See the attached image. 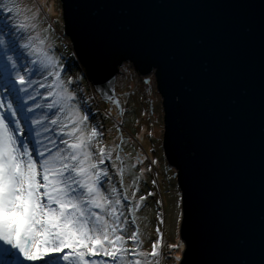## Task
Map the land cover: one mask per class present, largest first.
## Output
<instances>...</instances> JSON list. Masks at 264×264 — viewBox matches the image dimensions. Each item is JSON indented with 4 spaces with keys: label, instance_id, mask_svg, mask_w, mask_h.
Returning <instances> with one entry per match:
<instances>
[{
    "label": "water",
    "instance_id": "water-1",
    "mask_svg": "<svg viewBox=\"0 0 264 264\" xmlns=\"http://www.w3.org/2000/svg\"><path fill=\"white\" fill-rule=\"evenodd\" d=\"M58 1L100 99L123 63L155 79L181 264H264V0Z\"/></svg>",
    "mask_w": 264,
    "mask_h": 264
},
{
    "label": "snow or ice",
    "instance_id": "snow-or-ice-1",
    "mask_svg": "<svg viewBox=\"0 0 264 264\" xmlns=\"http://www.w3.org/2000/svg\"><path fill=\"white\" fill-rule=\"evenodd\" d=\"M5 11L13 19L23 16L15 28L27 34L17 39L25 40L22 47L35 57L30 63L52 69L48 72L51 83L39 87L49 89L47 108L56 109V118L35 114L44 105H29L41 95L33 87V71L21 74L27 66L17 68L6 50L4 58L16 69L11 76L20 87L9 82L4 87L7 95L0 93V264H159L161 228H156L158 238L148 252L137 224V213L156 194L138 195L144 173L151 172V167L133 172L143 160L137 156L133 163L126 162L132 157L122 155L127 141L121 138L109 147L103 143L101 126L89 125L90 112L87 101L77 94V81L62 78L66 69L50 54L47 37L36 31L40 10L21 8L17 0H0V13ZM6 21L0 15V22ZM10 43L15 52V41ZM5 47L0 35V48ZM73 84L77 87L70 90ZM109 99L122 118L119 100ZM117 127L122 130V121ZM157 219L164 223L159 213ZM184 247L182 240L169 245L172 251ZM181 262L182 255L177 256L176 264Z\"/></svg>",
    "mask_w": 264,
    "mask_h": 264
},
{
    "label": "rangeland",
    "instance_id": "rangeland-1",
    "mask_svg": "<svg viewBox=\"0 0 264 264\" xmlns=\"http://www.w3.org/2000/svg\"><path fill=\"white\" fill-rule=\"evenodd\" d=\"M21 8H31L33 12L40 10V18L37 21V32L41 37H47V44H50V54L60 59L61 64L66 71L61 73L62 78L66 81L71 78L76 80L80 91L78 96L87 101L89 109V125L95 124L101 126L104 133L103 143L111 147L113 144H119L121 138L127 141L122 145V155L127 156L132 154L126 162L133 163L138 156L143 160L142 165H138L137 172L141 167H151V172H145L141 180L140 193L145 194L148 191H153L156 194L148 197L147 207L143 208L137 213V224L143 233V249L151 251L152 242L158 237L156 228L160 227L163 234V246L161 247V256L159 257V264H176V257L180 256L181 251H172L169 248L170 244L177 243L179 239L178 228L180 223V193L176 184V172L165 161L162 151V108L161 98L156 92L155 79L153 75L141 77L138 75L129 63H123L119 68V72L115 76L113 84V96L119 100L121 108L124 110V115L121 118L115 105L111 100H102L98 97L93 87L88 83L84 77V73L80 68L71 43L67 37L63 35V21L61 8L58 0H17ZM7 12L0 13L7 17L6 22H0V35L4 36L5 48H0V93L7 95L4 92L6 84L11 82V86L19 88V85L14 83V77L11 73L16 69H11L4 58V52L7 50L9 55L17 62V68L21 64H25L27 68L22 70L21 74L27 69L33 71L30 77L33 80V87L36 92L41 95H36L35 101H29V105L37 103L44 105L42 109L36 110V115L43 112L45 115L56 118L53 113L56 109L49 111L47 104L51 102V97L45 99L49 89L39 87L40 84L51 83L52 77L48 72L52 69L43 68L41 65H33L30 63L35 57L29 54V51L22 47L26 41L17 39L18 36L27 35L20 33L15 28V25L23 19V16L13 19ZM31 15V13H29ZM45 18L46 21L45 22ZM49 24L51 27L49 28ZM48 29L47 32L44 30ZM5 33H11L5 35ZM35 35V33H32ZM11 41H15V52L11 50ZM8 67V72L5 67ZM148 80L150 83H145ZM77 87V84L70 86V90ZM31 91V89H29ZM84 115L81 112V116ZM122 130H118V125H121ZM46 123H48L46 121ZM49 127H53L49 124ZM151 133V135H149ZM55 135V134H53ZM158 161L157 164L152 165L151 161ZM114 171V170H113ZM119 179V177H116ZM156 184L153 185L152 181ZM157 201H162L157 204ZM160 214L164 223L160 224L157 219V214ZM132 227H136L133 225ZM130 234V233H129ZM131 243V242H129ZM67 251V250H66ZM98 259V258H97Z\"/></svg>",
    "mask_w": 264,
    "mask_h": 264
},
{
    "label": "bare ground",
    "instance_id": "bare-ground-1",
    "mask_svg": "<svg viewBox=\"0 0 264 264\" xmlns=\"http://www.w3.org/2000/svg\"><path fill=\"white\" fill-rule=\"evenodd\" d=\"M6 14H7V13H6ZM7 15H8V14H7ZM5 68H6V67H5ZM5 68H4V69H5ZM5 71H6V70H5Z\"/></svg>",
    "mask_w": 264,
    "mask_h": 264
}]
</instances>
